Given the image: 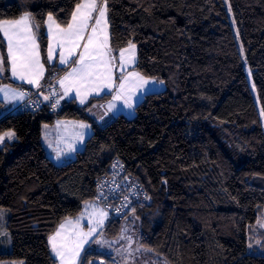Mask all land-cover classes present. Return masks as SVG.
I'll return each instance as SVG.
<instances>
[{"label":"trees","instance_id":"trees-1","mask_svg":"<svg viewBox=\"0 0 264 264\" xmlns=\"http://www.w3.org/2000/svg\"><path fill=\"white\" fill-rule=\"evenodd\" d=\"M79 2L0 0V20L27 11L40 28L52 13L66 26ZM107 8L111 46L132 41L137 69L165 89L146 94L134 118L106 125L75 99L56 113L44 104L0 119V133L17 136L0 146V209L11 240L0 262L57 264L48 238L120 169L145 201L108 219V237L133 216L140 243L171 264H264V254L248 253L249 245L264 248V230L255 227L264 211V0H107ZM0 46L4 55L1 34ZM1 83L17 85L9 71ZM56 120L92 127L76 158L61 165L41 140ZM98 260L111 258L86 252L81 264Z\"/></svg>","mask_w":264,"mask_h":264},{"label":"snow or ice","instance_id":"snow-or-ice-1","mask_svg":"<svg viewBox=\"0 0 264 264\" xmlns=\"http://www.w3.org/2000/svg\"><path fill=\"white\" fill-rule=\"evenodd\" d=\"M107 11V0H82L75 5V10L71 13V21L67 27H61L53 14L48 13L46 21L50 38L48 60L53 59L54 45H58L60 47V63L67 64L69 58L76 55V50L81 47L80 41L85 40V33L90 27V22L94 21L91 23V32L86 37L87 42L83 44V51L79 53V59L74 62L77 66L72 67L71 71L59 81L61 87L64 88V95L67 96L75 88L80 103L84 104L89 94L93 92L99 94L103 89L116 88L112 100L122 101L124 107L131 109L134 106L133 98L137 90L142 89L150 81L141 73L130 71L126 75H122L118 86L116 85L113 78L116 57L111 55V49L108 45ZM32 19V13L26 11L18 19L0 20V34L7 41L6 57L0 54V74L10 71L12 78L25 81L39 88L45 67L40 61L39 43L34 31V29L38 30L39 25H34ZM135 50L136 45L132 41L128 42L127 48L120 49L119 67L121 70H124L127 65L135 63ZM158 83L163 84V81H158ZM0 92L8 99L23 98L25 95L23 92L11 89L10 86L0 88ZM44 99L48 100L49 97L45 96ZM57 104H59V100L51 106L55 108ZM115 108L116 104L110 102L108 111ZM77 127L84 129L88 128L89 125L80 122ZM75 138L82 142L84 134L77 132ZM14 139H17L15 131H3L0 133V146L6 147V141H13ZM68 150L75 151V148L69 144ZM59 156L60 152L58 151L57 158ZM106 215V213L101 212L96 224L102 225ZM71 224V220L61 224L59 230L49 238L52 251L60 260V264H76L84 245L97 231V227L90 226L88 231L84 232L79 226V219H77L75 230L71 233H65L66 225ZM0 235H4V233H0ZM128 239L131 241L130 237ZM249 247L252 246L249 245Z\"/></svg>","mask_w":264,"mask_h":264},{"label":"rangeland","instance_id":"rangeland-1","mask_svg":"<svg viewBox=\"0 0 264 264\" xmlns=\"http://www.w3.org/2000/svg\"><path fill=\"white\" fill-rule=\"evenodd\" d=\"M46 21H47V18L45 20L43 27L38 28V30L34 29V31L36 32V36H37V42L39 43L40 61L45 67V71L43 75L44 81L42 80L43 78L41 79L43 81L42 84L45 82V79L47 78L46 76L50 70H54V69L61 70V75H62L64 72L65 74H67V72L71 71L72 67L77 66L74 62L79 59V53L83 51V44L87 42L86 37L91 32V23H94V21L90 22V27L88 31L85 33V40L80 41L81 47L76 50V55H73L72 57H70L67 64H61L59 60L60 47L58 45H54L53 59L51 61L48 60V47L50 43V38L48 36V26H47ZM32 23L36 25L33 19H32ZM60 26L67 27V25L66 26L60 25ZM107 32H108V37H109L108 45L111 49V55L116 57V60L114 61V64L116 66L113 67V78H114L116 85L118 86L120 82V77L122 75H126L127 72L137 71L140 73V71L136 67L137 59H138L137 46L135 50L136 51L135 63L127 65L124 70H121L119 67L120 49L116 50L111 46L109 25L107 28ZM1 38L3 39V42H4V50H5L4 56L6 57L7 41L3 38L2 34H1ZM127 46L123 48H127ZM1 49L2 48L0 46V54H3ZM5 73L0 74V76H4ZM9 75H10V80L17 85H21L20 83H24L29 88L32 87V89H34L36 87L34 85H30L26 83L25 81H20L18 79L12 78L10 71H9ZM143 76L146 79H148L150 83L145 85L142 89L137 90L133 98L135 101L134 106L131 109L124 107L122 101L112 100L113 95H115L116 88H113L111 90L103 89L99 92V94H96L95 92H93L88 95L84 104L80 103V100L76 95L75 88H73L69 92V94L71 95V97L76 99V102L79 106L87 105L86 113L92 120H96L97 122L98 120L102 121L101 123L103 125H106L109 122H111L115 117L121 114L127 118H134L136 115L135 108L138 105V103H140L143 100L146 94L152 93V92H160L165 89L164 82L163 84L158 83V81H163L162 79L158 77H147L145 75ZM17 85H13L9 83H1L0 88H5V87L10 86L11 89H15L17 92H20L17 89ZM58 85L60 87L59 88L60 91L58 90V95H59V92L60 94H62L63 91L60 86V83H58ZM23 98L8 99V98H5L2 92H0V100L3 102L0 105V114L9 111L12 108L14 109V107ZM110 102H113L116 104V108L113 109L112 111H108V105ZM60 103L63 104L62 100ZM105 113H107V115H105ZM13 141H6V142H13ZM45 145L48 147V155H50L54 159V161L59 165L67 163L68 161H72L76 158L77 154H73L71 156L64 155V156L57 158V156H53L51 143L47 139L45 140ZM59 152H60V155L65 154V153H62V151H59ZM84 205H85L84 210H82V212L79 214V217H78L79 226L81 229H83L84 232H87L90 226L97 227V231L89 238L88 242L84 245L83 250H82L83 252L81 251L80 255L81 253H84V252L85 253L86 252H96V253H99L101 256L109 257L112 260H116V262L119 264H171L164 257L154 254L152 251H149V248L145 247L144 245L140 243L139 241V222L135 217L133 216L127 217L124 220V224L122 226L120 233L116 237L110 238L104 232V228L106 225L105 224L106 217L107 219L111 220V213L109 212V209L106 208L103 203H99L97 199L93 201H89L85 203ZM0 210H2L0 211V233H4V235H0V251L7 252V251H10L11 249V240H10L9 233L6 229V218L8 215V211L5 209H0ZM101 212L106 213L107 215L103 218V224L97 225L96 221L100 218ZM90 221H91V224H90ZM83 223H87L88 227L85 228L84 226H82ZM103 225H104V228H103ZM255 227L258 230H264V211L262 213V216L258 218L255 224ZM75 228L70 230L69 233L73 232ZM102 228L103 230L101 231ZM128 237L131 238V241H129ZM97 241H100V243H97ZM259 243L260 242L258 241L257 245ZM248 253L264 254V248H259L258 250H255V251H253L252 248H249ZM53 254L55 256V253ZM0 264H24V263L17 262V261H11V262H0Z\"/></svg>","mask_w":264,"mask_h":264},{"label":"built area","instance_id":"built-area-1","mask_svg":"<svg viewBox=\"0 0 264 264\" xmlns=\"http://www.w3.org/2000/svg\"><path fill=\"white\" fill-rule=\"evenodd\" d=\"M61 76V71L53 70L48 79L37 90L31 91L20 87V91L25 93L24 98L16 105L12 112H37L42 109L44 104L38 98V94L48 96L46 105L49 112L56 113L60 110V103L55 108L51 105L58 100L57 81ZM123 167V166H121ZM120 167V168H121ZM122 170L114 169L109 177H103L98 184L99 203H103L111 213V219L120 220L128 212L130 205L134 202H144V189L131 177L121 176ZM105 264H119L116 260H110Z\"/></svg>","mask_w":264,"mask_h":264},{"label":"crops","instance_id":"crops-1","mask_svg":"<svg viewBox=\"0 0 264 264\" xmlns=\"http://www.w3.org/2000/svg\"><path fill=\"white\" fill-rule=\"evenodd\" d=\"M64 74H65V72L59 78V80L57 82V85H58L60 79L63 78L66 75V74L65 75ZM42 80L44 81V78ZM42 80L40 81V87H41L42 82H43ZM20 84L21 85H17L18 91H20V87L26 88L28 90H36V89H38L37 87H35L34 89H32V87L29 88L24 83H20ZM59 88L60 87L58 85V90H59ZM61 88H62L63 93L60 94V92H59V95H58L59 103L61 102V100L64 103L67 100L75 99V98L71 97L70 94L67 95V96H65L64 95V90H63L64 88L63 87H61ZM61 97H63V98H61ZM2 103L3 102L0 100V105ZM60 104L62 105V103H60ZM12 109L9 110V111H7V112H5V113H1L0 114V119L3 118L4 116H6L7 114L11 113L13 111ZM80 122H82V121H77V120H56L53 124L47 125V127H45V125H44L43 128H42V137H41V140H42V144L44 146V149H45L47 155H48V147L45 145V140L46 139L51 143V148H52L53 156H57V152L58 151H62V153H65V154L59 156V157H61V156H64V155L71 156L73 154H77L76 152L82 150V148L85 145L86 140L88 139V137L92 133V127H91V124H88L86 122H83L84 124L89 125V127L88 128H84V129H81V128L77 127V125ZM101 122L102 121H99L98 120L97 123L102 124ZM77 132H82L84 134V138H83V141L82 142L79 139H76L75 138V133H77ZM69 144H72L73 145V147L75 148V151H69L68 150V145ZM48 157L51 158L52 161H54V159L50 155H48ZM84 206H83V209L82 210H84ZM78 217H79V215L76 216V217H73V218H68V219L63 220L59 224V226L56 229V231L51 236H53L57 232V230H59L61 224H65L66 221L71 220L72 221V224L71 225H66V228H65V233H69L70 230H72V229H74L76 227L75 222L78 219ZM107 221H108V219L106 217V222ZM106 222H105V224H106ZM80 225H82V224H80ZM104 225H103V228H104ZM82 226H84L85 228H87L88 227V224L87 223H83ZM103 228L101 229V231L103 230ZM49 238H48V243H49ZM49 247H50V250H51V253H52L53 258L57 261V264H60V260L57 257H55L54 254H53V251H52V248L50 246V243H49ZM84 253H81V255L79 256V259L76 262V264H81L82 256H83Z\"/></svg>","mask_w":264,"mask_h":264},{"label":"water","instance_id":"water-1","mask_svg":"<svg viewBox=\"0 0 264 264\" xmlns=\"http://www.w3.org/2000/svg\"><path fill=\"white\" fill-rule=\"evenodd\" d=\"M44 97L45 96H43L42 94H38V98L42 101L43 104H46L47 100H45ZM96 264H105V262L102 260H98Z\"/></svg>","mask_w":264,"mask_h":264},{"label":"bare ground","instance_id":"bare-ground-1","mask_svg":"<svg viewBox=\"0 0 264 264\" xmlns=\"http://www.w3.org/2000/svg\"><path fill=\"white\" fill-rule=\"evenodd\" d=\"M112 220V219H111ZM121 220V219H120Z\"/></svg>","mask_w":264,"mask_h":264}]
</instances>
